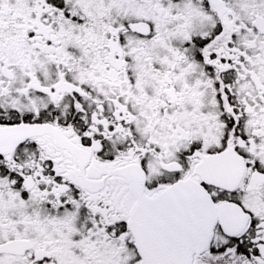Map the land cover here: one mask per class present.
Returning <instances> with one entry per match:
<instances>
[{
    "label": "snow or ice",
    "instance_id": "6c2138e0",
    "mask_svg": "<svg viewBox=\"0 0 264 264\" xmlns=\"http://www.w3.org/2000/svg\"><path fill=\"white\" fill-rule=\"evenodd\" d=\"M0 264H264V0H0Z\"/></svg>",
    "mask_w": 264,
    "mask_h": 264
}]
</instances>
